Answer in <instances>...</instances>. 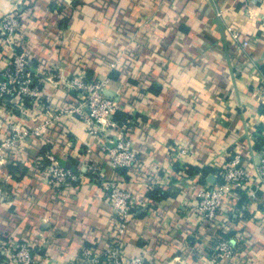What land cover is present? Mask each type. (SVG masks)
<instances>
[{
	"label": "crops",
	"instance_id": "0c3cea01",
	"mask_svg": "<svg viewBox=\"0 0 264 264\" xmlns=\"http://www.w3.org/2000/svg\"><path fill=\"white\" fill-rule=\"evenodd\" d=\"M16 8L22 44L47 102L40 120L56 116L73 97L60 78L81 67L109 76V94L128 102L116 117L130 127L140 163L132 172L113 168L98 147L104 140L111 144L118 131L92 137L72 116L44 138H31L25 153L0 162V262L8 248L27 242L37 247L41 264H74L83 250L104 248L113 234L117 218L102 182L94 180L98 174L84 169L65 202L47 174L49 152L75 168L91 163L101 179L133 193L126 257L212 264L201 253L223 232L229 239L242 233L251 244L240 255L245 259L232 264H264V184L256 198L244 195L236 212L214 225L200 222L194 210L204 176L223 172L235 157L252 181L257 178L264 142L258 139L264 128V0H0L1 10ZM245 40L257 69L235 62ZM118 54L121 66L111 69ZM12 56L2 50L0 60ZM123 93L137 97L134 105ZM87 143L94 147L89 154Z\"/></svg>",
	"mask_w": 264,
	"mask_h": 264
},
{
	"label": "built area",
	"instance_id": "2783aa9c",
	"mask_svg": "<svg viewBox=\"0 0 264 264\" xmlns=\"http://www.w3.org/2000/svg\"><path fill=\"white\" fill-rule=\"evenodd\" d=\"M21 30L19 8L10 12L0 9V53L7 49L13 52L9 61L0 60V162L5 164L17 153H25L31 138H44L62 117L72 116L85 125L92 137L98 138L106 134L107 130L116 129L118 131L116 140L111 144L107 140L101 141L98 148L106 155L113 168L129 172L136 170L140 162L130 138L131 129L120 123L116 117L118 112L127 111L128 102L125 98L121 100L119 94H108L109 76L94 75L86 67H81L70 76L60 78V82L72 92L73 97L58 108L56 116L40 120V116L47 111V102L43 95L42 83L33 72L31 53L23 47ZM226 30L234 39H240L236 27L227 24ZM248 45V41H241L239 67L241 65L257 69L246 51ZM122 57L123 54H118L111 60L110 68H119ZM123 94L131 101L130 94ZM128 122H131V118H127ZM262 131H258V139L264 138V129ZM93 149L91 143L86 144L85 151L88 154ZM258 151L257 178L254 181L240 165V159L235 157L223 172L215 174L220 179L218 182L207 180L202 185L194 205L195 214L200 222L214 224L221 218L220 216L230 217L236 212L239 200L244 195L248 199L257 197V189L264 184V142ZM179 153L185 158L189 155L186 149L179 150ZM47 158L51 161L47 174L51 183L63 190V201H68L71 191L83 180L84 169L94 171L98 174L94 180L102 182L107 200L117 218L107 245L101 249L83 250L74 264H146L143 257L128 258L123 252L124 237L135 215L133 193L115 180L101 179L97 166L91 163H85L84 168H75L63 164L49 152ZM12 164H17V161ZM155 184V182L152 184L154 189L157 187ZM249 184L255 185V190L246 191ZM243 237L244 235L240 233L234 238L220 241L218 254L211 259V263H215L218 258H234L237 253L236 244L240 243ZM201 255L203 256V253ZM41 258L37 247L25 242L8 248L0 264H41Z\"/></svg>",
	"mask_w": 264,
	"mask_h": 264
},
{
	"label": "trees",
	"instance_id": "16d2710c",
	"mask_svg": "<svg viewBox=\"0 0 264 264\" xmlns=\"http://www.w3.org/2000/svg\"><path fill=\"white\" fill-rule=\"evenodd\" d=\"M131 58V57H130ZM241 59H240V56L237 57V59L235 60V62H240ZM137 97L134 98V96L131 97V104L134 105L135 103V100H136ZM72 99V98H71ZM70 101V100H68ZM264 129V128H263ZM262 129V130H263ZM52 130V129H51ZM261 130V131H262ZM263 132V131H262ZM207 182V176H204V182L203 183H206ZM242 200V199H241ZM210 225H214V224H211V223H208ZM228 235V234H226ZM224 239H229L227 237H225V233L223 234H216V238L213 240V244H212V248L210 247L209 249L207 250H204L202 253L204 256H207L209 258V260H211L213 257L217 256L218 254V244L220 241L224 240ZM248 238L246 236L243 237L242 241L240 243H237L236 244V248H237V253L235 255L234 258L232 259H220L218 258V260L213 263V264H232L233 261H236L239 259L243 260L245 259L244 256H240L241 254L244 255V252H247L249 249H250V245L249 242H247ZM215 242V243H214ZM239 262V261H238ZM239 264V263H237Z\"/></svg>",
	"mask_w": 264,
	"mask_h": 264
},
{
	"label": "water",
	"instance_id": "95a60500",
	"mask_svg": "<svg viewBox=\"0 0 264 264\" xmlns=\"http://www.w3.org/2000/svg\"><path fill=\"white\" fill-rule=\"evenodd\" d=\"M108 94H109V92H108ZM110 95V94H109ZM215 180H216V176H214L213 174L210 176V178H209V181L210 182H215Z\"/></svg>",
	"mask_w": 264,
	"mask_h": 264
}]
</instances>
